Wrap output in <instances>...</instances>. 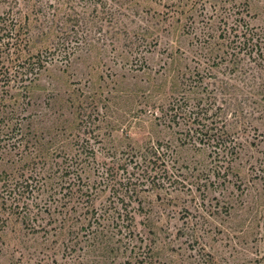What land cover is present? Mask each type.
Here are the masks:
<instances>
[{"label": "rangeland", "instance_id": "rangeland-1", "mask_svg": "<svg viewBox=\"0 0 264 264\" xmlns=\"http://www.w3.org/2000/svg\"><path fill=\"white\" fill-rule=\"evenodd\" d=\"M0 2V264H264V0Z\"/></svg>", "mask_w": 264, "mask_h": 264}, {"label": "trees", "instance_id": "trees-1", "mask_svg": "<svg viewBox=\"0 0 264 264\" xmlns=\"http://www.w3.org/2000/svg\"><path fill=\"white\" fill-rule=\"evenodd\" d=\"M0 8H1V2H0ZM28 24L22 25L18 19H16L14 16L10 14V12H3L0 14V60L3 59L6 60L10 56L16 55V58L12 61L13 63H16V65H25L29 62L27 65H37L36 74H38L41 69H44L45 66L41 61V52L38 51L36 54H33L32 52H29V57L25 59V55L23 54V51L27 49V45H29V40H27L26 37L22 36L24 26ZM241 32V31H239ZM237 37L239 34H236ZM241 36L245 37L247 39L248 33L241 34ZM28 41V42H27ZM248 41V39H247ZM245 43V42H244ZM7 53V55H6ZM5 56V57H4ZM9 56V57H8ZM36 58V62L34 64L30 63L31 60ZM25 59V60H23ZM23 61V63H21ZM3 68L5 67V62L2 63ZM2 68V69H3ZM9 67L5 68V71H9ZM34 69H31L34 71ZM29 70H26V73L23 72L24 75H27ZM30 71V72H32ZM175 77L173 76V79ZM26 81H32L29 80V78L26 79ZM2 100V99H1ZM174 109V108H173ZM155 147H152V151L157 153L159 150V147L154 149Z\"/></svg>", "mask_w": 264, "mask_h": 264}]
</instances>
